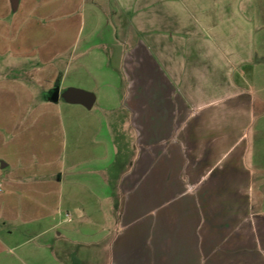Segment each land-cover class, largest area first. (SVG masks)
<instances>
[{"label": "rangeland", "instance_id": "rangeland-1", "mask_svg": "<svg viewBox=\"0 0 264 264\" xmlns=\"http://www.w3.org/2000/svg\"><path fill=\"white\" fill-rule=\"evenodd\" d=\"M241 11L254 28L253 62L240 67L237 82L253 105L245 164L257 212L264 209V0H244ZM133 29L118 0H0V264L113 263L120 201L108 195L137 152L122 110L120 60ZM55 86L86 90L95 102L89 109L53 102Z\"/></svg>", "mask_w": 264, "mask_h": 264}, {"label": "crops", "instance_id": "crops-1", "mask_svg": "<svg viewBox=\"0 0 264 264\" xmlns=\"http://www.w3.org/2000/svg\"><path fill=\"white\" fill-rule=\"evenodd\" d=\"M118 1L134 28L120 60L137 152L108 195L112 264H264L245 164L253 105L237 82L254 57L244 0Z\"/></svg>", "mask_w": 264, "mask_h": 264}, {"label": "water", "instance_id": "water-1", "mask_svg": "<svg viewBox=\"0 0 264 264\" xmlns=\"http://www.w3.org/2000/svg\"><path fill=\"white\" fill-rule=\"evenodd\" d=\"M15 5H13L14 7ZM58 87L54 88L49 92V98L53 102H57L59 98L65 102L72 104H80L85 108L89 109L95 102V96L86 90L68 87L61 91Z\"/></svg>", "mask_w": 264, "mask_h": 264}, {"label": "flooded vegetation", "instance_id": "flooded-vegetation-1", "mask_svg": "<svg viewBox=\"0 0 264 264\" xmlns=\"http://www.w3.org/2000/svg\"><path fill=\"white\" fill-rule=\"evenodd\" d=\"M57 86H55V88H56ZM60 91V90H59Z\"/></svg>", "mask_w": 264, "mask_h": 264}]
</instances>
